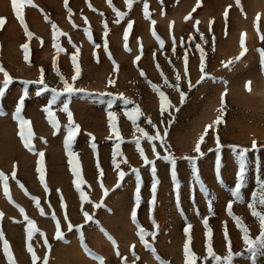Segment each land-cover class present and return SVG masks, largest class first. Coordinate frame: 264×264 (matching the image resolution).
I'll list each match as a JSON object with an SVG mask.
<instances>
[{"label":"rangeland","instance_id":"rangeland-1","mask_svg":"<svg viewBox=\"0 0 264 264\" xmlns=\"http://www.w3.org/2000/svg\"><path fill=\"white\" fill-rule=\"evenodd\" d=\"M147 3L150 19L144 17L143 0L135 2L131 10L128 9L125 0H112V5L117 10L128 13L117 24L115 13L107 0H68V7L73 12L71 17L75 24L73 27V23L69 22L64 0H32L35 7L24 4L21 9L28 29L33 33V37L28 39L23 27L15 18L12 0H0V17L7 18V23L0 30V65L13 78V83L5 96L0 97V112L7 113L0 116V172L7 177L12 200L25 210V214L35 222L38 229L33 239L28 241L27 222L4 195V182L0 180V212L3 213V217H0V231H3L9 242L14 264H33L31 255L27 252V243L33 245L39 258L36 264H43L45 255L49 256L48 264H100L93 256L103 257L104 264H122V258H126L128 264H161V261L168 264H185L183 245L187 238L183 229L186 222L177 208L170 165L162 159H155L152 151V145L155 144L156 151L161 156L165 155V149L161 147L159 141L150 143L141 139V148L146 156L155 159L159 179L157 203L153 212L159 225V232L154 240L147 237L155 252L144 247L136 235V226L131 222L136 188L134 174L126 175L121 186L115 187L118 176L112 164V153L115 143L119 141L109 128L107 113L108 100L121 93L133 103L125 105L116 99L112 107L117 115L120 140L123 141L120 143L122 155H118L116 161L120 163L121 160H127V163H120V170L125 173H131L132 168L140 170L143 181L142 204L137 215L143 228L149 232L155 231L149 218L152 176L150 166L144 165L134 143L141 134L125 114L137 106L143 113L137 124L150 135H155L156 129L147 123L146 118H150L157 125L161 135L164 128H168L166 144L170 145L168 151L177 160L176 171L181 182L180 205L184 216L192 225L190 249L199 257L197 264H213L212 261L204 260L206 237L202 217L205 216L209 217V226L213 230V248L218 255L227 254V244L223 235L224 222H227L232 251L234 253L244 251L242 233L226 212L229 201L233 202V213L242 218L250 230V235L255 238L259 234V222L251 215L247 204L256 187L255 177L264 178V72L261 71V55L258 52V49H264V41L260 39V35H264V0H240V7L237 6L236 0H200V7H196L197 0H163L162 4L159 0H147ZM89 4L92 6L91 9ZM194 7L196 10L193 12ZM226 9L227 22L224 17ZM189 13L192 14V18L186 21L185 17ZM45 15L48 17L47 21ZM84 17L87 18V23ZM129 20L134 21L128 40L130 52L125 51L123 40V33ZM152 20L156 22L155 31L165 42L162 50L151 34ZM196 21H199L198 25ZM105 22L109 30L107 36L104 35ZM53 23L60 32L66 34L57 37L55 41ZM197 27L199 31L196 30ZM85 28L91 29L92 41L88 40ZM200 33H203L204 40H201ZM242 34L246 54L238 62L225 67V63L235 61L239 56L242 50L240 45ZM190 37L192 39H189ZM173 38L176 41L175 53L172 51ZM181 39L184 41L183 45L180 43ZM105 40L108 51L119 66L118 71H114L112 60L104 50ZM25 43L29 45L28 61L24 59L22 48ZM54 43H59L65 51L57 52ZM73 44L80 49L77 62L81 67V74L75 81L72 80L75 73L71 63V56L76 54ZM141 44L142 57L134 64V58L141 54ZM196 44H200L206 54L204 71L207 77L201 83H197L202 73ZM185 50L188 55L187 76L184 75ZM54 60L64 78L74 88L83 89L84 92L74 93L70 97L61 96L52 106L53 114L60 125L59 131L54 135L55 130L42 111V108L48 105L51 92L36 96L35 92L43 86L36 84L28 86L30 98L25 100L22 115L30 121L29 126L33 132L31 143L35 151H29L18 135L19 126L13 119L14 108L25 87L23 82L39 79L41 68L49 89L62 90L63 83L54 71ZM157 63L170 84L174 85L176 74H180V90L186 94L183 103L179 92L164 84L160 71L156 68ZM138 69L143 70L144 76H141ZM110 78L115 80L114 85L108 84ZM3 80V73H0V84ZM149 81L158 85L173 105L163 117L160 113L159 95L153 91ZM248 82H251L250 85ZM225 90L224 122L214 129H209L205 142L201 145L204 155L197 161L199 176L213 201L214 214H211L208 211L207 198L202 194L199 185L193 183L190 166L184 157L197 156L194 151L195 144L204 133L205 127L213 124L221 114V96ZM107 93H111L112 97L106 95ZM65 99L70 101L69 110L73 113V122L80 126L72 150L76 153V162L80 165L81 179L85 181L81 185V190L92 201L83 205L75 188L76 177L68 163L69 158L64 146L68 120L67 114L60 109ZM176 108L179 109L178 112ZM170 119L174 122L169 123ZM216 132L223 145L220 153L215 151ZM89 133L95 138L94 143L97 145L95 153L90 147ZM110 136L112 139H109ZM41 138L46 139L47 143L45 144ZM253 140L257 141L260 150L248 153V182L242 190L245 203L241 204L233 200L228 190L237 182L238 172V164L230 146L251 149ZM39 152L44 153V184L49 189L47 193L36 171L40 159ZM218 156L222 161L219 165V178L216 172ZM100 170L103 171L102 177ZM13 171L15 178L12 176ZM100 181L109 190L106 198L103 196ZM20 184L24 186L23 189ZM61 194L65 208L61 207ZM193 194L194 200L191 199ZM32 196L39 199L44 215L35 207L34 201L30 198ZM102 199L105 206L98 210L94 209L93 203H98ZM257 207L258 210L264 211L259 205ZM82 208L92 214L98 224L92 221L85 223ZM197 208L199 216L196 214ZM53 212L65 234L63 241L54 238L56 222L51 219ZM65 214L67 220L64 219ZM68 222L73 225L72 231H68ZM81 225L83 227L78 232L77 226ZM101 228L104 231H101ZM41 232L45 235L41 236ZM81 232L92 256L81 246ZM105 232L115 240L120 257L116 256V247ZM45 237L52 246L50 252L44 245ZM157 255L161 260L155 258ZM0 264H9L3 253L2 241ZM234 264H250V260L245 254L235 259ZM257 264H264V257H260Z\"/></svg>","mask_w":264,"mask_h":264},{"label":"snow or ice","instance_id":"snow-or-ice-1","mask_svg":"<svg viewBox=\"0 0 264 264\" xmlns=\"http://www.w3.org/2000/svg\"><path fill=\"white\" fill-rule=\"evenodd\" d=\"M107 2L109 4V6L112 7V9L115 13V16H116L115 22L117 24L120 23V21L123 20L128 15V13L124 12V11L117 10L114 7V5H112V0H107ZM135 2H139V0H125V3H126L129 10H131V8ZM159 2L162 4L163 0H159ZM24 4L32 5V0H12V7H13V12H14L15 18L18 20L20 25L23 27L26 37L28 39H31L33 37V33L28 29V26L25 22L23 15H22L21 9H22V5H24ZM236 4L238 7H240V0H236ZM64 5H65V9L68 13L69 22L73 23L71 20L73 12H72V9L70 7H68V0H64ZM32 6L35 7V5H32ZM88 6L90 9L92 8L91 4H89ZM200 6H201L200 0H197L196 7H200ZM148 9H149V4L147 3V0H143V13H144L145 19H150L151 14H150ZM92 10L95 11V9H92ZM195 10H196V8L194 7L192 11L194 12ZM100 14L103 15V13H100ZM224 17H225V22H227V17H228V10L227 9L224 12ZM191 18H192V14L189 13L188 16L185 17V20L187 21ZM45 19H46V21L48 20L47 15H45ZM84 19H85V23H87V18L84 17ZM48 22L51 23V21H48ZM6 23H7V18L6 17H0V30H2L4 28ZM151 23L153 25L151 34L156 39V41L158 42V44L160 45V48L162 50L165 42L158 35V33L155 31L154 25L156 22L154 20H152ZM133 24H134V21L129 20L127 22L126 28H125L124 33H123L124 48H125V51H128V52L131 51V49L128 46V40H129L130 32L133 29ZM198 24H199V21H196V25H198ZM73 27H75L74 23H73ZM52 30H53L54 41L57 37H59L61 35H66L65 33L60 32L54 23L52 24ZM196 30L199 31L198 27L196 28ZM108 31H109L108 26H107V23L105 22L104 23V35L105 36H107ZM209 31H211V22L209 24ZM84 32H85L88 40L92 41L93 38L91 35V29L85 28ZM200 36H201V40H204L203 33H200ZM189 39H192V38L190 37ZM260 39L262 41H264V35H260ZM69 43L70 44L72 43L70 37H69ZM138 43H140L139 38H138ZM180 43H181V45L184 44L183 39H181ZM205 43H206V41H205ZM41 44H43V41H41ZM175 44H176V41L173 38V45H174L173 49H172L173 53H175V50H176ZM240 45H241L242 50H241L239 56H237L235 58V61L230 60L227 63H225L224 64L225 67H228L229 65H231L234 62H238L246 54L244 34H242V36H241ZM54 47L56 48L57 52L65 51V49H63L59 43H54ZM73 47L76 49V54L71 56V63H72V66L74 68V73H75L72 77V80L75 81L81 74V67H80L79 63L77 62V57L79 55L80 49L78 47H76V45H74V44H73ZM195 47H196V50L200 54V71L202 73L201 78L199 81H197V83H201L207 77V74L204 71L205 70L206 54H205L204 49L201 47L200 44H196ZM22 48H23V52L25 54L24 59H25V61H28V53H29L28 43H25L24 45H22ZM104 50L107 53L108 58L110 60H112L114 71H118L119 66L116 64L115 60L112 58L111 53L108 51L106 40L104 42ZM258 52H260V55H261V71L264 72V49H258ZM94 56H95V53H94ZM153 56L155 58V53L153 54ZM141 57H142V44H141V54L137 55L134 58V61H133L134 64H136V62H138L141 59ZM183 60H184V65H185L184 75L187 76L188 75L187 50H185V55H184ZM97 62H98V57H97ZM169 63L171 64L170 60H169ZM53 67H54V71L56 72L57 76H59L60 81L63 83L62 90L58 91L56 88L49 89L48 85L45 83L43 69L41 68V70H40L41 75H40L39 79H37L36 81H24L23 82L25 87L23 88L22 94L19 97L17 104L14 108L13 119L18 123V126H19L18 135H19L20 139L22 140L24 147L27 148L29 151H35L33 144L31 143V141L33 139V132H32L31 127L29 126L30 121L28 119L24 118V116L22 115V112H23L24 107H25V100L30 98L28 86L31 84H36L37 86H41V85L43 86L42 88H38V90L35 92L36 96H40L44 92H51L52 95H51L50 100L48 101V105L43 107L42 111L46 114L47 120L49 121L51 127L55 130L53 133L54 135L59 131L60 125L58 123L56 116L53 114L52 106L57 103L58 99L61 96L67 95L68 97H70L74 93H77V92L83 93L84 92L83 89L74 88L73 85L70 84L64 78V76L60 73L59 69L56 67V61L55 60L53 61ZM156 68L158 71H160V74L163 78L164 84L168 85L169 87L175 88V90L179 92L181 103H183L185 98H186V94L180 90V80H181L180 74L179 73L176 74V76H175L176 83L173 85V84L169 83L167 76L164 75V73L160 69V65L158 63L156 64ZM138 70L140 71L141 76H144L143 70H141V69H138ZM0 73H3V76H4V80H3L2 84H0V97H4L8 88L13 83V78L4 69V67L2 65H0ZM250 83L251 82H248L249 85H250ZM108 84L114 85L115 80L110 78L108 80ZM149 84H150L151 88L153 89V91L157 92L159 95L160 113H161V116L163 117L164 113L168 112L169 109H171L173 107V105L170 103V101L166 97L165 93L160 90V87L158 85L152 84L150 81H149ZM191 87H192V85H191V82L189 80V88H191ZM100 95H105V94H100ZM106 95H108L109 97H112L111 93H107ZM225 95H226V90H225V93L222 94V96H221V108H220L221 114L217 117V119L214 121L213 124L207 125L205 127L204 133L199 136V139H198L197 143L195 144L194 151L197 154V156H195V157H184V159L188 162V164L190 166V170L192 172L193 183L196 185H199V188H200L202 194H204L205 197L207 198L208 211L211 214H214V209L212 207L213 201H212L211 194H210L209 190L203 184V182L199 176L197 161L200 157H202L204 155V153L201 151V145H202V143L205 142V137H206L209 129H214L215 126H218L224 122L223 116H224V108L226 106V102L224 100ZM116 99L121 100L125 105H130L133 102L131 100L125 98L122 93L119 94V96H116V97H113L112 99H109L108 100L109 111L107 113V119H108L109 128L116 135L117 141H119V142L115 143V146L113 148V153H112V164H113L114 169L117 170V176H118L117 184L115 185V187H120L121 182L125 179L126 175H128V174H134V178L136 181V188H135V192H134V207H133L132 212H131V222L137 228L136 235L139 237V240L141 241V243L144 245V247L146 249H149V250L155 252L153 245L148 242L147 237H152L154 240L155 236L159 232V225H158V223L155 220L154 215H153L154 208H155L156 203H157L156 193H157V189H158V185H159V179L157 178V168L155 165V159H162L163 161L167 162L170 165V176H171V179L173 181L174 191L176 193L177 208H178V211H180L181 215L183 216V218L185 219V222H186V227L183 229L184 234L187 238L184 245H183V255H184V259H185V264H197V260L199 259V257H197V255L190 249V244H191V240H192L190 230L192 228V225L190 222L187 221V217L184 216L182 207L180 205L179 190L181 187V182L178 179V174L176 171L177 160L168 151V148L170 147V145L166 144V137L168 135V128L165 127L163 135H161V132L157 128V125L155 123H153L150 118H146L147 123L153 129H156L155 135H150L147 131H145L144 128L139 127L137 124L138 119L141 116H143L141 109L137 106V107H133L130 111H127L125 114H126L127 118L132 122V125L141 134V137L137 138L134 141V143L136 145V150L138 151L139 156L141 157V159L144 162V165L150 166V174L152 176V184H151V189H150L151 190V199L149 201V205H150L149 218H150V222L152 223L155 231H151V232L146 231L138 221L137 213H138L139 207L142 204L141 188L143 186V181H142V176H141L140 170L137 168H132L131 173H125L123 170H120V163H127L126 159L121 160L120 163H117V161H116V157L118 155H122L121 149H120V143L123 142L120 140V133L117 130V115L112 110L113 104H114ZM69 103H70V101L65 99V101L63 102L62 108L60 109V111L67 114V120H68V124L66 126L67 134H66V138L64 140V146L66 149L67 156L69 158L68 163L71 167L73 175L76 177V180L74 182L75 188L79 192L80 201H81V204L83 205L84 203H92V201L85 194V192L81 190V185L84 184L85 181H83L81 179L80 165L76 162V153H74V151L72 150L73 145L75 143V139H76V137L80 131V126L73 122V113L69 110ZM175 110L177 112L179 111L178 108H176ZM5 115H7L6 112H0V116H5ZM173 122L174 121L172 119L169 120V123H173ZM161 123L163 124V120L161 121ZM88 135L90 138V147L92 148L93 152L95 153L97 150V145L94 143L95 138L91 133H89ZM41 139L43 140V142L45 144L47 143L46 139H44V138H41ZM109 139H112V137L110 136ZM141 139H145L150 143L154 142V141H159L161 147H163L165 149V155L161 156L156 151L155 144H153L152 145V151H153V154L155 156V159H149L146 156L144 150L141 148ZM214 140H215V151L217 153H220L223 145L220 143L218 132H216V134L214 136ZM230 147H231L232 152L234 153V158L238 164V172H237V182L235 183V185L232 188H229L228 190H229L230 195L232 196V198L235 202L243 204V203H245V198L243 196L242 190L246 187L247 182H248L247 181L248 153L250 151H259L260 149L257 147V141H255V140H253V142H252L251 149L243 148V147H239V146H235V145L230 146ZM38 155H39L40 159L38 161V167H37L36 171L39 173L40 183L42 185H44V190L47 193L49 191V189L47 188V185L44 184V181H45L44 153L39 152ZM221 162L222 161H221L220 157L218 156L217 167H216V172H217L218 178H219V171H220L219 165ZM97 167L99 168V164H97ZM14 168H15V166H14ZM100 175H101V177L103 176L102 170H100ZM12 176H13V178H15V171H13ZM0 180H2L4 182V195L7 197L8 201L10 203L14 204V206L19 210L20 214L23 216L24 221L27 222V228H26L27 240L31 241L33 239L34 234L38 231L35 222L33 220L29 219V217L25 214V210L22 207H20V205L15 204V202L12 200L11 196L9 195V191H8L7 177L4 175L3 172H0ZM220 182L222 183V180ZM17 183H19V182L17 181ZM255 184H256V187L253 190V192L251 193V199H250V202L247 204V206L250 209L251 215L253 217H255L259 222V229H260L259 234L255 238H253L250 235V230L244 224L242 218L236 216L233 213V211H232V203L233 202L229 201L227 206H226V212L233 219L238 230L242 233V241H243V244L245 245V249L243 252H239V253H234L232 251V245H231V241H230L228 231H227V222H224V233H223V235H224V240L227 244V254L224 256L218 255L214 251V248H213V230L209 226V217L205 216V217H202V224L205 228V237H206V244H205L206 256L204 257L205 261H212L213 264H234L235 259L241 258L245 254H247L248 259L250 260V264H257L258 259L260 257H264V211L258 210V207H257V205H259V207L261 209H264V178H262L261 176H256L255 177ZM19 186L22 189L24 187L22 184H20ZM100 187H101L103 196L106 198L109 195V190L107 188H105L102 181H100ZM115 187L112 189L113 191L115 190ZM57 191L59 193V190H57ZM25 194L26 195L28 194L26 189H25ZM30 198L34 201L35 207L37 209H39L40 214L44 215V210H43V208H41L39 199L37 197H34V196H32ZM191 199L194 200V194L191 196ZM104 206L105 205L103 203V199L98 203H93V208L97 209V210L100 209L101 207H104ZM61 207L65 208V203L63 201L62 194H61ZM81 211H82L85 223L92 221V222L98 224V221L94 220V216L92 214H89L87 211H84L83 208L81 209ZM196 214L198 216L200 215L198 208L196 209ZM0 217H3L2 212H0ZM51 219L56 222L54 238L58 241H63L65 239V234L61 230L60 221L57 219V216L55 215L54 212L51 216ZM64 219L65 220L68 219L66 214L64 216ZM14 222H16V221L14 220ZM82 227H83V225L77 226L76 230L78 232H80V229ZM72 230H73V225L70 222H68V231H72ZM101 231H104V230L101 228ZM40 235L44 236L45 234L41 232ZM105 235L107 236V238L110 241H112L114 247H116L115 240L106 232H105ZM80 236H81V246L83 247L84 251L88 255L92 256V253L89 251L87 245L84 243L82 232L80 233ZM0 241H2L3 253H4L6 259L8 260L9 264H14L13 253L10 251L9 242L5 238L3 231H0ZM44 245L50 252L52 246H51V244H49L46 237L44 239ZM26 247H27V252L31 255V259H32L33 264H36V262L39 258L33 249V245L31 243H27ZM116 256L120 257V252H119L118 247H116ZM133 256H135L134 252H133ZM93 258L96 260H99L100 264H104L103 257L93 256ZM135 258L137 260L139 259V257H135ZM155 258L158 261L161 260V258L158 255ZM48 261H49V256L45 255V257L43 258V264H48ZM122 264H128V261L126 258H122ZM161 264H168V262L161 261Z\"/></svg>","mask_w":264,"mask_h":264}]
</instances>
